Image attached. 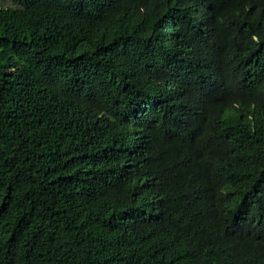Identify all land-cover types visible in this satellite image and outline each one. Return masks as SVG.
<instances>
[{
    "label": "trees",
    "instance_id": "1",
    "mask_svg": "<svg viewBox=\"0 0 264 264\" xmlns=\"http://www.w3.org/2000/svg\"><path fill=\"white\" fill-rule=\"evenodd\" d=\"M0 264H264V0H0Z\"/></svg>",
    "mask_w": 264,
    "mask_h": 264
},
{
    "label": "rangeland",
    "instance_id": "2",
    "mask_svg": "<svg viewBox=\"0 0 264 264\" xmlns=\"http://www.w3.org/2000/svg\"><path fill=\"white\" fill-rule=\"evenodd\" d=\"M6 5H11L9 1L4 2Z\"/></svg>",
    "mask_w": 264,
    "mask_h": 264
}]
</instances>
